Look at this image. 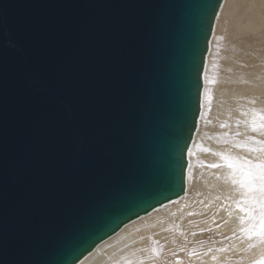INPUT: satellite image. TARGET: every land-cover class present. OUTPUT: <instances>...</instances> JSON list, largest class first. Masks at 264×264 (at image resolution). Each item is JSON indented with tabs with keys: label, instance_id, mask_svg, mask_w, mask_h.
<instances>
[{
	"label": "water",
	"instance_id": "1",
	"mask_svg": "<svg viewBox=\"0 0 264 264\" xmlns=\"http://www.w3.org/2000/svg\"><path fill=\"white\" fill-rule=\"evenodd\" d=\"M224 0H0V264H77L187 192Z\"/></svg>",
	"mask_w": 264,
	"mask_h": 264
},
{
	"label": "bare ground",
	"instance_id": "2",
	"mask_svg": "<svg viewBox=\"0 0 264 264\" xmlns=\"http://www.w3.org/2000/svg\"><path fill=\"white\" fill-rule=\"evenodd\" d=\"M264 0H224L204 72L187 192L125 224L77 264H264L241 231L240 193L224 157L255 159L264 141Z\"/></svg>",
	"mask_w": 264,
	"mask_h": 264
},
{
	"label": "snow or ice",
	"instance_id": "3",
	"mask_svg": "<svg viewBox=\"0 0 264 264\" xmlns=\"http://www.w3.org/2000/svg\"><path fill=\"white\" fill-rule=\"evenodd\" d=\"M258 114L253 115V130L256 127L264 129V123L255 122ZM264 121V116H259ZM261 147L253 149L261 153L255 159L225 156V162L230 172L232 183L236 185L240 198L235 203L245 215L240 217L244 227L241 231L249 236H257L264 240V141H258Z\"/></svg>",
	"mask_w": 264,
	"mask_h": 264
},
{
	"label": "rangeland",
	"instance_id": "4",
	"mask_svg": "<svg viewBox=\"0 0 264 264\" xmlns=\"http://www.w3.org/2000/svg\"><path fill=\"white\" fill-rule=\"evenodd\" d=\"M253 262H254V261H251V262H245V263H243V264H254Z\"/></svg>",
	"mask_w": 264,
	"mask_h": 264
}]
</instances>
